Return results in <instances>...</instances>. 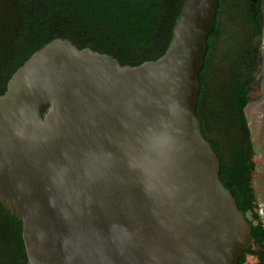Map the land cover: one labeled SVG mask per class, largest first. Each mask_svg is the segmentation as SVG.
I'll list each match as a JSON object with an SVG mask.
<instances>
[{
	"label": "water",
	"instance_id": "1",
	"mask_svg": "<svg viewBox=\"0 0 264 264\" xmlns=\"http://www.w3.org/2000/svg\"><path fill=\"white\" fill-rule=\"evenodd\" d=\"M218 0H185L165 53L121 65L56 38L0 95V205L27 264H238L251 224L195 116Z\"/></svg>",
	"mask_w": 264,
	"mask_h": 264
},
{
	"label": "trees",
	"instance_id": "2",
	"mask_svg": "<svg viewBox=\"0 0 264 264\" xmlns=\"http://www.w3.org/2000/svg\"><path fill=\"white\" fill-rule=\"evenodd\" d=\"M184 1L14 0L11 9L20 29L13 38L0 40V95L5 92L12 74L34 52L56 38L68 39L79 49L90 48L112 56L121 65L135 66L157 60L171 42ZM214 26L211 34L216 31ZM258 28L260 30V26ZM211 50L215 51V47L207 43L204 65ZM198 81L204 84L200 75ZM236 101L241 102L242 108L247 103L240 93ZM251 153L249 148L245 155L230 158V163L217 153L220 181L230 190L238 208L251 216L246 217L252 226L251 245L238 264H264V221L255 212L254 193L250 187L255 169ZM0 234L15 236L20 244L23 243L21 222L1 205Z\"/></svg>",
	"mask_w": 264,
	"mask_h": 264
},
{
	"label": "flooded vegetation",
	"instance_id": "3",
	"mask_svg": "<svg viewBox=\"0 0 264 264\" xmlns=\"http://www.w3.org/2000/svg\"><path fill=\"white\" fill-rule=\"evenodd\" d=\"M13 1L5 0V3L11 7ZM3 2L0 0L2 8ZM261 6V0H218L216 31L208 35L206 42L214 46L215 51L208 52L199 73L204 84H199L196 118L216 155L226 158L227 163L231 162L230 158L245 155L250 147L241 102L236 99L240 93L248 102L255 90L259 64L258 26L261 29L263 17ZM0 264H27L24 244H20L17 237L0 234Z\"/></svg>",
	"mask_w": 264,
	"mask_h": 264
},
{
	"label": "rangeland",
	"instance_id": "4",
	"mask_svg": "<svg viewBox=\"0 0 264 264\" xmlns=\"http://www.w3.org/2000/svg\"><path fill=\"white\" fill-rule=\"evenodd\" d=\"M261 2L263 17L257 47L259 64L255 72L256 80L253 86L255 90L245 108L241 109V113L244 117L246 137L249 139L247 142L252 152L251 161L255 166L250 182L254 193L255 212L264 221V0ZM3 5V8L0 5V40L5 37L13 38L16 30L20 29L14 12L8 4L6 5L5 0ZM246 217L250 218L251 216L247 214Z\"/></svg>",
	"mask_w": 264,
	"mask_h": 264
}]
</instances>
